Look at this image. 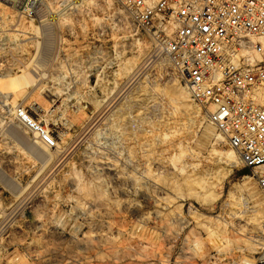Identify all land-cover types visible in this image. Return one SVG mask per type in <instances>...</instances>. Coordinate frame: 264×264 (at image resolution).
Listing matches in <instances>:
<instances>
[{"label":"rangeland","instance_id":"374dc122","mask_svg":"<svg viewBox=\"0 0 264 264\" xmlns=\"http://www.w3.org/2000/svg\"><path fill=\"white\" fill-rule=\"evenodd\" d=\"M20 2L19 9L0 0V75L4 66L36 69L31 86L4 94L54 131L58 144L43 145L15 119L0 124V264L264 259V202L255 180L243 179L251 175L238 153L215 137L204 110L168 59L152 55L151 39L129 13L114 0ZM90 118L95 130L85 135ZM34 139L38 156L29 149ZM212 147L235 151L239 163L210 156ZM108 166L122 174L119 181ZM212 230L224 235L220 243Z\"/></svg>","mask_w":264,"mask_h":264},{"label":"built area","instance_id":"2783aa9c","mask_svg":"<svg viewBox=\"0 0 264 264\" xmlns=\"http://www.w3.org/2000/svg\"><path fill=\"white\" fill-rule=\"evenodd\" d=\"M11 1L21 8L20 0ZM114 1L151 39L152 55L171 63L215 135L238 153L264 202V0ZM0 116L15 119L43 145L57 146L54 131L1 92ZM253 260L244 264H264Z\"/></svg>","mask_w":264,"mask_h":264},{"label":"bare ground","instance_id":"6f19581e","mask_svg":"<svg viewBox=\"0 0 264 264\" xmlns=\"http://www.w3.org/2000/svg\"><path fill=\"white\" fill-rule=\"evenodd\" d=\"M63 1V0H62ZM63 5V4H62ZM73 5V4H72ZM73 7V6H72ZM52 9V8H51ZM73 12V11H72ZM36 17V16H35ZM39 17V16H38ZM39 18H41V17H39ZM44 18V21H45V17H42V19ZM47 20V19H46ZM45 23H47V22H45ZM20 25V24H19ZM37 28V27H36ZM38 30V29H37ZM43 30V29H42ZM41 30V31H42ZM35 31V30H34ZM39 31V30H38ZM49 31V30H48ZM47 32V31H46ZM26 33V32H25ZM31 33V32H30ZM33 33V32H32ZM23 34V33H22ZM35 34V33H34ZM48 34H50V33H48ZM48 34H47V36H48ZM45 35V34H44ZM43 36V35H42ZM24 37V36H23ZM31 37V36H30ZM28 38V37H27ZM5 39V38H4ZM22 39V38H21ZM46 39H47V37H46ZM49 39V38H48ZM7 39H5V41H6ZM8 40H9V37H8ZM43 40V39H42ZM36 41V40H35ZM41 41V40H40ZM6 42H8V41H6ZM5 42V43H6ZM48 42V41H47ZM3 43V42H2ZM10 43V42H9ZM33 43V42H32ZM36 43V42H35ZM50 43V42H49ZM4 44V43H3ZM19 44V43H18ZM41 44V43H40ZM5 45V44H4ZM7 45V44H6ZM20 46V45H19ZM41 46V45H40ZM142 46V45H141ZM7 46H4V48L5 49H7L6 48ZM15 47V46H14ZM22 47V46H21ZM43 49V48H42ZM149 49H151V48H149ZM148 49V50H149ZM7 51H8V49H7ZM11 51V50H10ZM9 51V52H10ZM5 52V51H4ZM8 52V53H9ZM13 52V51H12ZM145 52V51H144ZM147 52V51H146ZM51 53V52H50ZM36 54H38V52L36 53ZM146 54V53H145ZM16 55H17V53H16ZM10 56V55H9ZM67 56V55H66ZM148 56V55H147ZM14 57V56H13ZM24 57H26V56H24ZM36 57V56H35ZM42 57V56H41ZM142 57V56H141ZM39 58H40V56H39ZM6 59V58H5ZM21 58H19V60H20ZM24 59V58H23ZM147 59V58H146ZM13 60V59H12ZM18 60V59H17ZM45 60V59H44ZM54 60V59H53ZM142 60H143V58H142ZM151 60V59H150ZM14 61H15V59H14ZM21 61H22V59H21ZM20 61V64H22L23 65V63ZM33 61V60H32ZM37 61V60H36ZM40 61V60H39ZM77 61V60H76ZM35 62V61H34ZM57 62V61H56ZM149 62V61H148ZM26 63V62H25ZM16 64V66H17V63H15ZM19 64V65H20ZM36 64V63H35ZM144 64V63H143ZM12 65V64H11ZM25 65V64H24ZM30 65H32V64H30ZM42 65H43V63H42ZM45 65V64H44ZM75 65V64H74ZM76 65H78V64H76ZM2 66V65H1ZM21 66V65H20ZM26 66V65H25ZM34 66V65H33ZM39 66H40V64H39ZM39 66H37V67H39ZM69 66V65H68ZM81 66V65H80ZM142 66V65H141ZM143 66H145V65H143ZM4 67H6V66H4ZM3 67V73L0 75V92L1 93H13V92H15V93H17V92H20L21 93V91L22 90H24L25 88H27L28 86H31V84H32V79H31V76H30V74H31V71L33 72V70H35L36 68H34L33 70L32 69H30L31 71L29 72V67L28 66H26V67H23L22 69H18V70H20V71H18V70H16V67L14 68V70L13 69H10V67L8 68H4ZM19 66H17V68H18ZM30 67H32V66H30ZM36 67V66H35ZM44 67V66H43ZM66 67V66H65ZM20 68V67H19ZM33 68V67H32ZM79 68V67H78ZM77 68V69H78ZM139 68H143V67H139ZM39 69V68H38ZM37 69V70H38ZM43 69V68H42ZM134 69V68H133ZM138 69V68H137ZM136 69V71H138ZM44 70V69H43ZM47 70V69H46ZM58 70V69H57ZM68 70V69H67ZM72 71V70H71ZM79 71V70H78ZM37 72V71H36ZM43 73V75H44V71H40V73ZM53 72V71H52ZM69 72V71H68ZM135 72V71H134ZM42 73H41V75H42ZM56 73V72H55ZM58 73V72H57ZM77 73V72H76ZM138 73H139V71H138ZM38 74V73H37ZM46 74V73H45ZM123 74V73H122ZM134 74V73H133ZM40 75V74H39ZM135 75H136V73H135ZM134 75V76H135ZM37 76V75H36ZM46 76V75H45ZM71 76V75H70ZM79 76V75H78ZM139 76V75H138ZM39 77V76H38ZM136 77V76H135ZM134 77V78H135ZM34 78V77H33ZM35 78H37V77H35ZM34 78V79H35ZM132 78V77H131ZM37 79H40V77L39 78H37ZM79 79V78H78ZM129 79V78H128ZM138 79V78H137ZM54 80V79H53ZM35 81H36V79H35ZM37 81H39V80H37ZM36 81V82H37ZM79 81V80H78ZM131 81V80H130ZM135 81H136V79H135ZM41 82V81H40ZM127 82V81H126ZM129 82V81H128ZM132 82H133V80H132ZM131 83V82H130ZM52 84V83H51ZM127 84V83H126ZM129 84V83H128ZM34 85V84H33ZM39 85H41L40 83H39ZM44 85H46V84H44ZM55 86V85H54ZM83 86V85H82ZM120 86V85H119ZM121 87V86H120ZM49 88V87H48ZM48 88H47V90H48ZM125 89V88H124ZM61 92V91H60ZM116 92V91H115ZM128 92V91H127ZM124 93V92H123ZM14 94V93H13ZM18 94V93H17ZM54 94V93H53ZM129 94V93H128ZM183 94V93H182ZM109 95V94H108ZM186 95V94H185ZM14 96V95H13ZM125 96V95H124ZM66 97V96H65ZM186 97V96H185ZM13 98V97H12ZM114 98V97H113ZM82 99V98H81ZM80 99V100H81ZM144 99V98H143ZM16 99H14V101H15ZM61 100V99H60ZM89 100V99H88ZM12 103V102H11ZM14 103V102H13ZM108 103V102H107ZM16 104V103H15ZM78 104H79V102H78ZM116 107V106H115ZM111 108V107H110ZM35 109H36V111H42L43 109H42V106H37V107H35ZM95 109V108H94ZM121 109V108H120ZM104 110V109H103ZM102 110V111H103ZM106 110V109H105ZM108 110V109H107ZM92 111V110H91ZM94 111V110H93ZM114 111V110H113ZM119 111V110H118ZM45 112V111H44ZM100 112V111H99ZM105 113V112H104ZM109 113V112H108ZM123 113V112H122ZM128 113V112H127ZM106 114V113H105ZM115 114V113H114ZM124 114V113H123ZM49 115V114H48ZM62 115V114H61ZM97 116H98V114H97ZM49 117V116H48ZM93 117V116H92ZM95 117V116H94ZM102 117V116H101ZM114 117V116H113ZM115 118V117H114ZM91 120L92 119H94V118H90ZM97 119V118H96ZM120 119V118H119ZM13 119L12 118H10V117H6V116H0V124H2L3 125V123H7V122H11ZM53 120V119H52ZM111 120V119H110ZM122 120V119H121ZM93 121V120H92ZM89 122V121H88ZM100 122V121H99ZM117 122V121H116ZM93 123H95L94 121L92 122V123H90L89 125H85L86 126V128L84 129V134L86 135V134H88L89 132L91 133V130L92 131H94L95 129V125L93 124ZM122 123V122H121ZM120 124V123H119ZM119 124H118V126H119ZM10 125V124H9ZM17 125V124H16ZM97 125V124H96ZM84 127V126H83ZM117 127V126H116ZM5 128H6V126H5ZM81 128V127H80ZM94 129V130H93ZM100 129V128H99ZM1 130V129H0ZM80 131H82V129H80ZM105 131V130H104ZM124 131V130H123ZM60 132V131H59ZM125 132V131H124ZM111 134H112V132H111ZM115 134V133H114ZM64 135V134H63ZM17 136H20L18 133H17ZM76 136H77V134H76ZM80 136H81V133H80ZM83 136V135H82ZM94 136V135H93ZM103 136V135H102ZM106 136V135H105ZM205 136H206V138H208L209 140H211V138H213L214 137V133H213V131L212 130H208V131H206V133H205ZM109 137V136H108ZM113 137V136H112ZM215 137L216 138H218L216 135H215ZM60 138V137H59ZM102 138V137H101ZM77 139V138H76ZM80 139V138H79ZM84 139V138H83ZM125 139V138H124ZM35 140V139H34ZM115 140H116V138H115ZM78 141V140H77ZM76 141V142H77ZM85 141H86V139H85ZM38 144V140L36 141L35 140V142H33V143H31L30 145H29V149H30V151L32 152V153H34L35 155H37L36 154V152L35 151H33L32 149H38V146H36L37 144ZM72 143V142H71ZM99 143V142H98ZM121 143V142H120ZM112 144V143H111ZM113 145V144H112ZM41 147V146H40ZM59 147V146H58ZM56 148H57V146H56ZM70 148V147H69ZM186 148V147H185ZM213 148V147H212ZM100 149V148H99ZM105 149V148H104ZM54 150V149H53ZM60 150V149H59ZM109 150V149H108ZM186 150V149H185ZM42 151H43V149H42ZM47 151V150H46ZM57 151V150H56ZM100 151V150H99ZM119 151V150H118ZM121 151V150H120ZM188 151V150H187ZM60 152H61V150H60ZM117 152V151H116ZM44 153V152H43ZM56 153V152H55ZM190 153V152H189ZM49 154V153H48ZM102 154V153H101ZM209 154H210V156L212 155V156H218V157H220V158H223L229 165H231V166H234V165H236V164H238L239 163V159H238V157L236 156V154H235V151H226V150H219V149H216V148H213L212 150H210L209 151ZM105 155V154H104ZM38 156V155H37ZM109 156V155H108ZM187 156H188V153H187ZM190 156V155H189ZM91 157V156H90ZM101 157V156H100ZM191 157V156H190ZM95 158V157H94ZM188 158V157H187ZM194 159V158H193ZM104 160H106V159H104ZM125 160V159H124ZM127 161H129V159L127 160ZM132 161V160H131ZM107 162V161H106ZM111 163V162H110ZM116 164V163H115ZM136 164V163H135ZM110 165V164H109ZM130 165V164H129ZM127 166V165H126ZM97 167V166H96ZM105 167V166H104ZM107 168V167H106ZM119 168V167H118ZM124 168V167H123ZM97 169V168H96ZM109 171H111L112 172V174H113V176H114V179L116 180V181H119L121 178H122V174L121 173H119L118 172V170H116L114 167H112V166H108V168H107ZM38 172V171H37ZM121 172V171H120ZM109 173V172H108ZM123 174H124V172H123ZM126 175V174H125ZM43 176V175H42ZM46 177V176H45ZM243 177V179H249V176H242ZM73 182V181H72ZM75 183V182H74ZM73 185V184H72ZM118 185V184H117ZM244 187V190H246V191H249L250 192V186L249 185H245V186H243ZM90 188V187H89ZM23 189V188H22ZM39 189V188H38ZM118 189V188H117ZM27 190H29V189H27ZM35 190V189H34ZM37 190V189H36ZM86 190V189H85ZM92 191V190H91ZM34 193H36V192H34ZM88 194V193H87ZM24 195V194H23ZM250 195H251V197H252V199L253 200H255L256 198H257V195H256V193L254 194V193H250ZM241 196V195H240ZM242 196H243V194H242ZM22 197V196H21ZM32 198V197H31ZM21 200V199H20ZM30 200V199H29ZM26 201H27V199H26ZM240 201V200H239ZM243 201V200H242ZM28 202V201H27ZM38 203V202H37ZM44 204V203H43ZM100 204V203H99ZM127 204V203H126ZM130 204V203H129ZM240 204V203H239ZM17 205V204H16ZM128 205V204H127ZM95 206V205H94ZM99 206V205H98ZM241 206H242V204H241ZM130 207V206H129ZM256 207H258V206H256ZM134 208V207H133ZM95 209V208H94ZM129 209V208H128ZM259 209V208H258ZM262 210L261 211H263L264 212V207L263 208H261ZM104 212V211H103ZM101 213V212H100ZM257 213L259 214V212L257 211ZM4 215V214H3ZM7 215V214H6ZM91 215V214H90ZM93 215V214H92ZM42 216V215H41ZM262 216V215H261ZM91 218V217H90ZM39 222V221H38ZM55 222V221H54ZM46 226V225H45ZM214 228V227H213ZM101 229V228H100ZM226 229V228H225ZM264 231V230H263ZM165 232V231H164ZM169 232V231H168ZM99 233V232H98ZM103 233V232H102ZM167 233V232H166ZM166 235V234H165ZM208 236L210 237V234H208ZM211 236H213L214 237V242H215V244L217 243H220L221 241H222V239H221V237H223L224 235H222V234H220V233H218L217 232V230L216 231H213L212 230V232H211ZM229 237V236H228ZM205 238V237H204ZM203 238V239H204ZM207 238V237H206ZM213 239V238H212ZM211 239V240H212ZM229 239H231V238H229ZM224 240L226 241V238H224ZM92 241V240H91ZM205 241V240H204ZM231 241V240H230ZM197 242V244L198 243H200V240L199 241H196ZM207 242V241H206ZM214 242H213V244H214ZM200 245V244H199ZM231 245V244H230ZM263 246H264V244H263ZM223 249L224 248H226L227 246L224 244V245H222L221 246ZM254 247V246H253ZM218 248V247H217ZM216 248V249H217ZM254 249H256V248H254ZM259 249V248H258ZM212 250V249H211ZM229 250V249H228ZM218 251H219V249H218ZM222 251V250H221ZM224 252V251H223ZM38 252H36V254H37ZM230 253V252H229ZM35 255V254H34ZM246 261H250V262H254V260H253V258H246L245 259ZM249 262V263H250Z\"/></svg>","mask_w":264,"mask_h":264},{"label":"water","instance_id":"95a60500","mask_svg":"<svg viewBox=\"0 0 264 264\" xmlns=\"http://www.w3.org/2000/svg\"><path fill=\"white\" fill-rule=\"evenodd\" d=\"M247 173V170H245V174Z\"/></svg>","mask_w":264,"mask_h":264}]
</instances>
